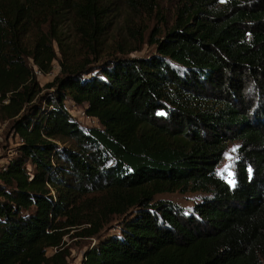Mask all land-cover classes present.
<instances>
[{
    "label": "trees",
    "instance_id": "trees-1",
    "mask_svg": "<svg viewBox=\"0 0 264 264\" xmlns=\"http://www.w3.org/2000/svg\"><path fill=\"white\" fill-rule=\"evenodd\" d=\"M109 1L0 0V123L22 140L0 170V264H67L72 240L94 242L81 264H264V0H184L141 59L104 57ZM173 193L204 198H156Z\"/></svg>",
    "mask_w": 264,
    "mask_h": 264
},
{
    "label": "rangeland",
    "instance_id": "rangeland-1",
    "mask_svg": "<svg viewBox=\"0 0 264 264\" xmlns=\"http://www.w3.org/2000/svg\"><path fill=\"white\" fill-rule=\"evenodd\" d=\"M223 1V0H222ZM184 0H154V9L142 10L141 12H133L126 6V0H110V8L116 9L118 12L119 20L116 19V25L108 32L105 41V53L104 57H109L113 54L115 48L136 49L130 54H116V57L125 58H148L155 53L156 47L152 45V36L156 30H160L163 34L168 30L174 22L176 10L182 5ZM132 18L131 23L126 25L125 19L127 15ZM64 35L68 39L71 37L69 32V24H64ZM71 41V39H70ZM55 47V44H54ZM55 49H57L55 47ZM61 57L58 54L57 60L52 63V70L47 75L36 74L37 81L40 87H44L50 83L60 71L59 61ZM36 71V68H33ZM47 90H44L41 94H44ZM48 92H50L48 90ZM66 109L72 115V117L83 128L100 127L96 119L89 120L84 114V107L77 106L71 101L67 100L64 103ZM0 167L6 164L7 159L13 155L18 141L14 134L9 132V126L0 123ZM239 146L238 142L229 143L223 156L222 162L217 167V175L233 187L234 181V163L236 161V150ZM160 200L170 201L185 210H191L193 205L204 198V195L200 193H173L163 194L156 197ZM113 227L117 228L115 221L112 222ZM109 228V227H108ZM107 228V229H108ZM115 229L107 230L106 233H112ZM71 255L67 260V264H81L82 255L84 251L93 245L91 240H72ZM51 253V252H49Z\"/></svg>",
    "mask_w": 264,
    "mask_h": 264
},
{
    "label": "built area",
    "instance_id": "built-area-1",
    "mask_svg": "<svg viewBox=\"0 0 264 264\" xmlns=\"http://www.w3.org/2000/svg\"><path fill=\"white\" fill-rule=\"evenodd\" d=\"M37 72H38V71L36 70V71H35V75L38 74V73L41 74L40 72H38V73H37ZM41 75H42V74H41ZM36 77H37V76H36ZM3 103H5V102H3ZM84 114H85V113H84ZM86 118L89 119V120L95 119V118L88 117V116H87ZM11 134H14V133L11 132ZM15 136H16V135H15ZM16 139H17V141H18V145H20V144L22 143V140H21L18 136H16ZM0 140H1V139H0ZM5 165H6V164H5ZM5 165H4V166L2 165V166L0 167V170H1V169L4 170V169H5V168H4Z\"/></svg>",
    "mask_w": 264,
    "mask_h": 264
}]
</instances>
